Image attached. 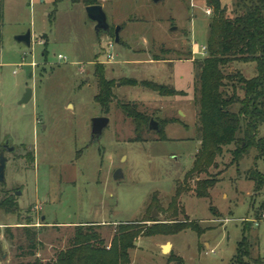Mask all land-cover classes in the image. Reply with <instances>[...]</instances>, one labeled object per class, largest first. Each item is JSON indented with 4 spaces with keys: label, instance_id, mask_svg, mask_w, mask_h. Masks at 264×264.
<instances>
[{
    "label": "rangeland",
    "instance_id": "374dc122",
    "mask_svg": "<svg viewBox=\"0 0 264 264\" xmlns=\"http://www.w3.org/2000/svg\"><path fill=\"white\" fill-rule=\"evenodd\" d=\"M221 3L227 18L240 15L238 0ZM103 6L111 33L119 21L127 24L121 44L111 35L97 37L85 7L69 0H0V154L6 161L1 198L17 207L15 215L0 211V264L51 261L68 248L80 225L100 226L98 232L108 246L119 224L163 222L171 215L169 204L176 188L187 185L184 176L200 142L197 68L184 60L191 55V61L200 62L208 56L192 51L206 47L212 13L205 14V0H107ZM27 32L29 48L15 41ZM123 42L130 46L129 52ZM107 55L114 57L111 63ZM153 57L179 62L138 67ZM96 65L113 85L107 114L94 103ZM221 70L224 75L240 73L246 80L257 76L254 63L233 62ZM127 79L169 85L186 97L162 98L126 86ZM27 88L32 97L22 106ZM223 91L244 97L236 82H225ZM121 102L136 104L154 121L173 119L180 124L165 126L166 141L148 130L140 142L132 143L133 124L119 110ZM99 117L109 123L94 138L91 120ZM258 138L264 141V126ZM5 143L11 152L4 151ZM234 148H223L216 168L208 171L218 180L209 199H197L191 191L196 181L208 179L206 175L189 182L190 191L178 197L184 214L175 219L186 217L203 233L141 237L128 253L129 264H176L169 262L170 253L184 264H231L243 236L250 244V257L243 261L264 264V186L255 192L254 183L247 181L250 170L264 177V156L251 149L237 166L232 165ZM117 171L121 178L115 180ZM26 223L36 234L34 252L23 231ZM168 241L173 252L164 254L159 243ZM30 252L34 254L29 256Z\"/></svg>",
    "mask_w": 264,
    "mask_h": 264
},
{
    "label": "trees",
    "instance_id": "16d2710c",
    "mask_svg": "<svg viewBox=\"0 0 264 264\" xmlns=\"http://www.w3.org/2000/svg\"><path fill=\"white\" fill-rule=\"evenodd\" d=\"M69 2L84 7L98 5L97 0ZM205 8L212 13L205 47L208 56L200 62L192 61L197 68L194 91L197 93L199 124L197 130L200 147L194 156L192 167L184 176L186 187L182 190L177 187L170 201L171 215L161 223H157L156 220H142L119 224L108 246L98 232L100 226H76L68 248L58 252L55 259L46 263L35 259L33 262L18 264H129L128 253L136 248V242L141 237H169L184 231H192L200 236L203 231L196 222L189 221L186 217L183 221L175 219L178 213H183L178 204V197L182 191H190L188 183L200 175H206L208 179L196 181L195 188L191 191L197 199H209V191L216 186L218 180L209 175L208 171L216 168V159L222 156L223 148L231 145L235 147L230 155L231 164L236 166L251 149H255L258 156H264V141L258 138L259 128L264 126V0H238L237 8L241 13L234 19L227 18L226 8L221 0H205ZM111 32L110 29L109 35L114 39V30ZM190 56L186 60H190ZM153 60L158 61L156 57H153ZM233 62L254 63L257 76L246 80L240 73L224 75L221 68ZM94 77L98 90L94 103L107 114L114 97L113 85L105 79L101 65L95 66ZM225 82H236L244 91L243 99H239L234 93L227 96L223 91ZM125 85L143 88L162 98L186 97L183 91L150 81L138 82L135 79H127ZM234 87L232 84V88ZM236 105H239V108L233 111ZM118 106L133 124L134 138L131 142H140L143 134L148 131L152 118L139 111L136 104L121 102ZM156 122L159 125L157 132L159 141H166L164 135L166 125L180 124L173 119ZM31 159L33 160V157ZM247 181L254 183L255 192L264 186V177L254 170L248 172ZM1 194L4 192L0 184V211L15 215L16 205L10 199L1 198ZM261 209L264 210V203L261 204ZM210 212L215 214L213 208H210ZM29 225L30 223H26L23 231L27 237L28 248L34 252L38 243L36 234L30 230ZM249 251L250 244L243 236L231 264H246L243 258L249 259ZM32 252L29 256L34 254ZM169 262L184 264L181 258L175 257L172 253L169 255Z\"/></svg>",
    "mask_w": 264,
    "mask_h": 264
},
{
    "label": "water",
    "instance_id": "95a60500",
    "mask_svg": "<svg viewBox=\"0 0 264 264\" xmlns=\"http://www.w3.org/2000/svg\"><path fill=\"white\" fill-rule=\"evenodd\" d=\"M151 1L158 2L159 0H151ZM85 14H86L87 19L91 23L94 24V32L97 37H99L101 34L109 35L111 28L107 23V18L100 5H93V6L85 7ZM119 32H120V27H116L114 29V42L116 44L119 43ZM30 40H31V37H30L29 32H27L26 34L22 36H18L15 38L16 43L23 44L27 48L30 47V42H31ZM31 97H32V90L30 88H27L19 104L22 106L25 105L26 103L30 101ZM108 123H109V120L106 117H99V118L92 119L91 120L92 136L94 138H98L101 135L103 129L106 128ZM148 130L151 132H158L159 131L158 123L154 120H150ZM3 149L4 151H8V152L12 151V149L7 148V143H5V146ZM5 163L6 161L3 157V154H0V184L3 182ZM120 178H121V173L120 171H117L114 174V179L117 180ZM19 195L20 194L17 193V196ZM154 214L155 213H153L152 217H154ZM169 251H170L169 244H166L165 246L162 247V253L164 254L169 253Z\"/></svg>",
    "mask_w": 264,
    "mask_h": 264
},
{
    "label": "crops",
    "instance_id": "0c3cea01",
    "mask_svg": "<svg viewBox=\"0 0 264 264\" xmlns=\"http://www.w3.org/2000/svg\"><path fill=\"white\" fill-rule=\"evenodd\" d=\"M99 2H100V4H98V5H100L101 7H102V9H103V4H105L106 2H107V0H98ZM40 2L42 3V0H40ZM119 20H115V22H118ZM125 24L126 23H124V22H121V21H119V23H118V26H116V27H120V32H119V44H121V41H120V34L122 35L125 31H126V28H125ZM127 25V24H126ZM115 27V28H116ZM126 40H127V35H126ZM126 42H128V40L126 41ZM31 45V44H30ZM146 45V44H145ZM122 46L129 52V45H128V43L126 44V43H122ZM147 56V55H146ZM114 57H112V59H113ZM184 61H186V62H189V63H191L192 64V61L191 60H184ZM108 62V61H107ZM112 61H109V63H111ZM143 62H145V63H147V64H144ZM141 64H138V67H140V68H142L143 66H145V65H147V66H152V64L154 63V62H162V65H158V66H163L164 64H168V65H170V64H172V63H175V62H179V61H169V60H160V61H154L153 59H146L145 61H143ZM180 62H183V61H180ZM157 66V67H158ZM156 67V68H157ZM146 68V67H145ZM161 68V67H160ZM142 69H144V68H142ZM136 80V79H135ZM167 87H170L169 85H166ZM174 89V88H173ZM175 90V89H174ZM175 98V97H174ZM166 244H169V246H170V251H169V253L172 251L173 252V245H172V243L170 242V241H168V242H160L159 243V248L161 249V251H162V247L163 246H165ZM175 257H178L177 255H175V254H173Z\"/></svg>",
    "mask_w": 264,
    "mask_h": 264
},
{
    "label": "built area",
    "instance_id": "2783aa9c",
    "mask_svg": "<svg viewBox=\"0 0 264 264\" xmlns=\"http://www.w3.org/2000/svg\"><path fill=\"white\" fill-rule=\"evenodd\" d=\"M31 2V1H30ZM205 14L207 15V16H209L210 15V10H207V11H205ZM40 44V43H39ZM109 47L111 48V44H109ZM193 52V55H195V54H197V55H205L206 54V48L205 47H203V48H201L199 51H192ZM57 59L58 60H64V58L62 57V56H60V55H58L57 56ZM112 60V55H107V61L109 62V61H111ZM33 65V64H32ZM31 65V66H32ZM264 217V216H263ZM255 226H257V223L255 222Z\"/></svg>",
    "mask_w": 264,
    "mask_h": 264
}]
</instances>
